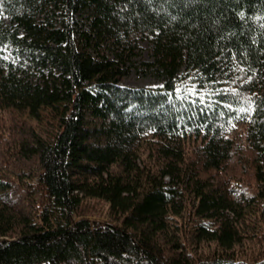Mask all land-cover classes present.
Here are the masks:
<instances>
[{"label": "trees", "instance_id": "1", "mask_svg": "<svg viewBox=\"0 0 264 264\" xmlns=\"http://www.w3.org/2000/svg\"><path fill=\"white\" fill-rule=\"evenodd\" d=\"M0 264H264V0H0Z\"/></svg>", "mask_w": 264, "mask_h": 264}, {"label": "rangeland", "instance_id": "2", "mask_svg": "<svg viewBox=\"0 0 264 264\" xmlns=\"http://www.w3.org/2000/svg\"><path fill=\"white\" fill-rule=\"evenodd\" d=\"M3 21L9 24L8 18L4 17ZM139 48L137 55L135 56L136 67L130 70V72L121 78L119 84L123 86H148L156 87L162 85V79L156 76L153 72L147 69L143 65V61L151 60L149 51V42L146 39L138 40ZM56 110L51 108L41 109L38 117H33L27 112H17L14 110L4 111V116L7 121H27L33 125L44 137L52 140L56 132L58 131L57 118L54 115ZM249 178V177H248ZM250 180V178H249Z\"/></svg>", "mask_w": 264, "mask_h": 264}]
</instances>
